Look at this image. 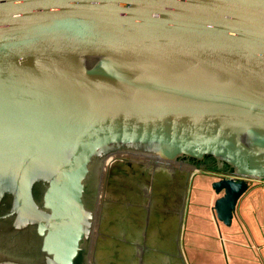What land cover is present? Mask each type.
Wrapping results in <instances>:
<instances>
[{
	"label": "water",
	"instance_id": "obj_1",
	"mask_svg": "<svg viewBox=\"0 0 264 264\" xmlns=\"http://www.w3.org/2000/svg\"><path fill=\"white\" fill-rule=\"evenodd\" d=\"M122 156L213 159L222 239L264 182V0H0V264H94Z\"/></svg>",
	"mask_w": 264,
	"mask_h": 264
},
{
	"label": "flooded vegetation",
	"instance_id": "obj_2",
	"mask_svg": "<svg viewBox=\"0 0 264 264\" xmlns=\"http://www.w3.org/2000/svg\"><path fill=\"white\" fill-rule=\"evenodd\" d=\"M109 161L98 200L94 264H182V232L192 179L196 172L206 175L203 179L223 175L214 160L204 158L209 168L202 170L129 156ZM102 251L109 253L105 261Z\"/></svg>",
	"mask_w": 264,
	"mask_h": 264
},
{
	"label": "crops",
	"instance_id": "obj_3",
	"mask_svg": "<svg viewBox=\"0 0 264 264\" xmlns=\"http://www.w3.org/2000/svg\"><path fill=\"white\" fill-rule=\"evenodd\" d=\"M211 176L217 177L220 174L216 176L211 174ZM196 180L194 176L185 223L186 226L202 228L210 222V229L215 240V242L212 240L210 242L215 264H264V182L253 183L240 198L236 205L232 225L230 227L223 226L221 230L222 239H219L210 215V201L214 195L210 192L206 198H201L203 196L202 191L198 192L197 190L201 186L203 190L205 188L209 190L207 184L209 181L200 178V184ZM253 189L256 190L251 194ZM204 212L207 214L204 215ZM190 220H196V222H190ZM198 235H200V230H198ZM186 237L187 234L184 236L185 245L192 247L194 245L192 239L186 240Z\"/></svg>",
	"mask_w": 264,
	"mask_h": 264
},
{
	"label": "rangeland",
	"instance_id": "obj_4",
	"mask_svg": "<svg viewBox=\"0 0 264 264\" xmlns=\"http://www.w3.org/2000/svg\"><path fill=\"white\" fill-rule=\"evenodd\" d=\"M188 168H191V167H188ZM202 174L203 173L196 172V174L194 175L195 178L197 179L196 181H199L200 184H201L200 178L202 176H206V175H202ZM207 174H210V173H207ZM213 178H215V177H212L211 175H208L207 179H203V177H202V179L204 181L211 180ZM197 190H198V192L202 191L203 196H201V198H206L210 194V191L208 190V188H205V190H203L202 186H201V188L198 187ZM255 190L256 189L251 190L252 191L251 194H253L255 192ZM190 191H191V187H190ZM206 214L207 213L204 212V215H206ZM186 215H187V211H186ZM206 219H208V218H206ZM186 220L187 219H185V221ZM190 222H196V220H190ZM198 230H200V235H198ZM207 231H209V233H207ZM185 234H187L186 240H188V238L192 239L193 244H194L192 247H187L185 245V241H184ZM204 235H206V236H204ZM211 240L213 242H215L214 234H212V231L210 229V222L205 224V226L202 228H200L198 226H189V225L186 226V223H184L183 232H182V243H181L182 253L184 256V257L181 256L182 264H215V261H213L214 259L212 258L211 243H210ZM186 242H188V241H186ZM101 254H102L101 258H103L104 261L107 257H109V253L106 251H102Z\"/></svg>",
	"mask_w": 264,
	"mask_h": 264
},
{
	"label": "bare ground",
	"instance_id": "obj_5",
	"mask_svg": "<svg viewBox=\"0 0 264 264\" xmlns=\"http://www.w3.org/2000/svg\"><path fill=\"white\" fill-rule=\"evenodd\" d=\"M108 162L110 163V161H108ZM108 162H107V164H109ZM186 167H188V166H186ZM193 171H194V170H193ZM193 171H192L191 173H193ZM182 206H183V205H182ZM193 210H194V209H193ZM179 211H180V210H179ZM99 219H100V218H99ZM110 223H111V222H110ZM110 223H109V224H110ZM98 234H99V233H98ZM94 243H95V242H94Z\"/></svg>",
	"mask_w": 264,
	"mask_h": 264
}]
</instances>
